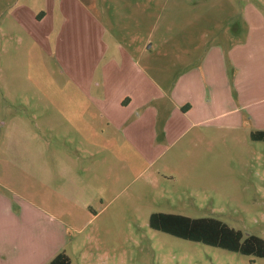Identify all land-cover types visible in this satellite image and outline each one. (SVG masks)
<instances>
[{"label":"rangeland","instance_id":"rangeland-1","mask_svg":"<svg viewBox=\"0 0 264 264\" xmlns=\"http://www.w3.org/2000/svg\"><path fill=\"white\" fill-rule=\"evenodd\" d=\"M255 4L264 15V0H48L55 14L62 8V18H71L68 33L59 38L55 29L50 39L37 44L25 29V8L39 16L46 0H0V50H6L0 80L11 78L14 64L13 93L20 101L16 110L22 126L27 122L38 133L36 122L45 127L49 119L53 129L43 134L54 151L48 168H30L32 176L7 163L0 166L3 190L34 196L69 224L61 252L71 264H264V258L176 238L149 225L151 214L159 212L215 218L245 237L264 239V142L251 139L256 131L249 121L240 129L213 132L206 168L175 164L171 148L158 163L131 169L115 159L114 145L106 140L119 133L105 127L103 135L101 119L94 120L91 130L62 110L63 96L78 94L75 81H102L110 65L134 62L153 84L171 92L184 73L200 68L208 50H234L248 41L251 24L263 29L264 19L248 12ZM246 7L251 24L244 20ZM261 41L256 50H262L264 67V35ZM210 69L216 77L223 72L218 62ZM259 78L264 98V71L249 80ZM51 93L53 109H46L43 98ZM108 158L116 162L110 173L103 165ZM62 159L70 164L68 170ZM73 180L79 189H72ZM106 181L112 183L108 189Z\"/></svg>","mask_w":264,"mask_h":264},{"label":"crops","instance_id":"crops-1","mask_svg":"<svg viewBox=\"0 0 264 264\" xmlns=\"http://www.w3.org/2000/svg\"><path fill=\"white\" fill-rule=\"evenodd\" d=\"M259 5L248 6L252 9L248 12H252L257 20L264 19ZM25 10L28 12L25 29L37 44L42 39H50L55 29L59 28V38L68 33L66 23L71 18L66 15L63 19L62 8L55 14L48 6V0L39 16L35 10ZM253 16L251 13L247 15L246 7L245 22L251 24ZM77 29L82 31L83 27ZM248 33V41L237 44L234 50H208L200 68L196 66L184 73L171 92L153 84L148 74L134 62L124 66L110 65L107 77L102 81H75L78 94L63 96L62 110L68 118L82 119L91 130L94 120L101 119L103 135L107 134L105 127L119 133L106 140L114 145L115 159L131 169L135 166L148 168L158 163L171 148L175 149L171 157L175 164L178 161L185 168H206L209 165L207 151L213 146L214 131L220 133L240 129L248 121L255 131H264L261 78L249 80L260 77L261 71H264L262 50H256L263 45L264 27L260 29L257 23L251 24ZM5 53L2 48L0 76L6 70V62H2ZM216 62L223 68L220 77H216L210 69ZM10 71L13 72L9 74L11 78L7 80L5 76L3 82L0 80V87H3L0 90V137L3 138H0V166L7 163L32 176L30 168H48L46 164L53 159L52 142H48L43 134V130L52 131L53 128L49 119H45V127L36 122L38 133L27 126V122L22 126L21 113L16 110L20 101H15L13 93L16 85L14 64ZM234 72H237L236 75ZM220 86H225V89ZM233 88H236V94ZM43 99L46 109H53L55 98L52 93ZM91 107L93 111L89 110ZM34 116L36 120L38 115L34 113ZM11 150L15 153L9 154ZM187 158L188 162H185ZM62 163L68 170L70 164L64 159ZM103 165L110 173L116 162L108 158ZM60 172L64 173V170ZM73 172L76 173L75 170ZM94 179L98 180L96 167ZM39 181L45 187L49 186L43 178ZM104 184L107 189L112 186L109 181ZM4 188L5 180L1 174L0 264H49L68 243L69 224L45 209L34 196L7 193ZM72 189H79L74 180ZM88 204L85 207H89Z\"/></svg>","mask_w":264,"mask_h":264},{"label":"trees","instance_id":"trees-1","mask_svg":"<svg viewBox=\"0 0 264 264\" xmlns=\"http://www.w3.org/2000/svg\"><path fill=\"white\" fill-rule=\"evenodd\" d=\"M253 141L264 142V131L251 133ZM152 229L187 241L203 243L230 252L264 258V239L231 228L215 218H191L181 214L152 213L149 219ZM49 264H71L66 252L56 255Z\"/></svg>","mask_w":264,"mask_h":264}]
</instances>
